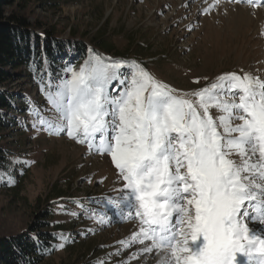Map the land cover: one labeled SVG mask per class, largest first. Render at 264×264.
Listing matches in <instances>:
<instances>
[{"label":"snow or ice","instance_id":"6c2138e0","mask_svg":"<svg viewBox=\"0 0 264 264\" xmlns=\"http://www.w3.org/2000/svg\"><path fill=\"white\" fill-rule=\"evenodd\" d=\"M89 51L49 85L55 115L38 120L111 157L123 181L111 205L139 223L120 244L157 264H264V79L226 72L178 95Z\"/></svg>","mask_w":264,"mask_h":264},{"label":"rangeland","instance_id":"374dc122","mask_svg":"<svg viewBox=\"0 0 264 264\" xmlns=\"http://www.w3.org/2000/svg\"><path fill=\"white\" fill-rule=\"evenodd\" d=\"M25 13L45 28L54 27L63 38L74 34L89 41L103 36L116 50L94 53L112 60H134L178 90V95L203 88L226 72L243 70L264 79V2L58 0L55 9L29 5ZM73 61L79 64L73 66ZM84 62L77 57L62 60L64 69L71 65L79 70ZM131 70L128 65L122 67V71ZM64 78L70 74L64 71L46 83L30 81L31 91H20L27 108L21 111L16 127L23 134L14 132L6 140H12V159L19 176L8 177L6 186L0 188V239L27 231L45 208L52 207L61 223L83 201V219L62 240L76 235L71 254L60 251L42 264H157L155 252L140 254L141 245L120 244L138 230L139 223L111 205L123 187L111 157L96 154L65 133L51 132L38 120V116L44 120L54 117L47 100L49 85ZM212 113L219 115L215 109ZM17 184L20 189L15 192ZM67 187L69 194L55 198V188L65 191ZM83 247L88 252L79 254Z\"/></svg>","mask_w":264,"mask_h":264},{"label":"trees","instance_id":"16d2710c","mask_svg":"<svg viewBox=\"0 0 264 264\" xmlns=\"http://www.w3.org/2000/svg\"><path fill=\"white\" fill-rule=\"evenodd\" d=\"M29 5L55 9L58 0H0V188L6 186L8 177L19 176V168L12 159L15 154L12 140H6L15 136L14 132L16 135L23 134L17 129L16 123L22 116L21 111L27 108L22 94L31 91L28 83L39 80L46 83L49 77L56 79L65 70L62 60L68 61L70 57L86 60L90 49L98 53L116 50L103 36L89 41L78 39L74 34L63 38L55 32L54 27L45 28L39 22L31 21L25 13ZM14 6V10H7ZM77 64V61H73V66ZM14 187L15 192L20 189L19 184ZM70 189L67 187L64 191L55 188V198H64ZM84 203L82 201L76 204L78 210L69 213V218L61 223L56 221L52 207L45 208L27 231L1 238L0 264H42L60 251L70 250L71 254L77 243L74 239L76 235H72L66 242L62 240L67 238L77 221L81 222L83 219L84 214L80 211L85 209ZM78 226L81 227L82 224ZM88 250L89 248L83 247L79 254Z\"/></svg>","mask_w":264,"mask_h":264},{"label":"bare ground","instance_id":"6f19581e","mask_svg":"<svg viewBox=\"0 0 264 264\" xmlns=\"http://www.w3.org/2000/svg\"><path fill=\"white\" fill-rule=\"evenodd\" d=\"M262 9H263V8H262ZM241 11H242V10H240V12H241ZM261 11H262V10H259V11H258V12H259V14L261 13ZM240 15H241V14H240ZM261 22H262V20H261Z\"/></svg>","mask_w":264,"mask_h":264}]
</instances>
